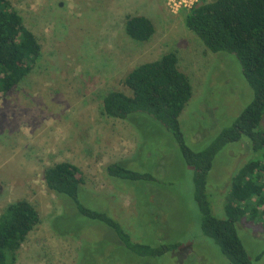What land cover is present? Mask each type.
Listing matches in <instances>:
<instances>
[{"label": "rangeland", "instance_id": "rangeland-1", "mask_svg": "<svg viewBox=\"0 0 264 264\" xmlns=\"http://www.w3.org/2000/svg\"><path fill=\"white\" fill-rule=\"evenodd\" d=\"M11 1L43 52L33 71L0 98V214L18 199L29 200L41 213L16 264H232L203 232L193 168L184 163L171 134L146 119L134 126L107 116L103 100L112 90L128 92L123 80L134 68L175 51L193 86L180 116L182 128L188 142L203 140V146L254 97L236 56L210 51L186 27V11H174L163 0ZM131 14L153 20L156 30L149 40L126 33ZM134 157L132 167L159 178L129 181L108 174L110 163ZM252 157L246 141L217 154L207 185L217 216L226 217L233 177ZM62 161L78 167L82 188L94 195L85 204L107 211L134 241L181 246L160 258H142L117 246V235L105 224L64 212L65 204L74 202L49 191L43 179L46 167ZM238 230L254 264H264V256L255 260L264 248L262 223L245 218Z\"/></svg>", "mask_w": 264, "mask_h": 264}, {"label": "trees", "instance_id": "trees-1", "mask_svg": "<svg viewBox=\"0 0 264 264\" xmlns=\"http://www.w3.org/2000/svg\"><path fill=\"white\" fill-rule=\"evenodd\" d=\"M184 11L186 27L210 51L234 54L239 60L243 75L254 90L249 104L230 126L205 145L200 146L203 140L192 145L186 138L180 116L193 96V86L190 77L178 66V54L170 51L130 71L123 80L128 92L109 91L103 100V111L107 116L128 120L134 126L146 119L171 134L184 163L193 168L194 198L202 215L204 234L216 242L232 264H254L239 235L238 224L249 218L261 222L264 230V129L261 127L264 118V0H204ZM125 30L131 38L147 41L156 29L149 17L131 14L126 16ZM42 55V44L12 1L0 0V98L33 71ZM239 141L250 144L254 157L234 175L224 205L226 217L222 218L213 212L207 189L208 175L217 154L228 144ZM147 157L146 154L145 159ZM134 159L110 163L108 174L129 181L150 182L159 178L152 171L132 167ZM43 179L49 191L65 195L74 202L70 207L65 204L64 212L70 210L84 220L105 224L117 235V246L139 257L160 258L181 246L180 242L134 241L107 211L85 204L89 203L86 197L93 194L82 188L84 179L78 167L69 161L46 167ZM40 222V211L27 199H18L3 208L0 264H16L19 249ZM53 226L57 229L54 222ZM263 256L264 248L256 254L255 260Z\"/></svg>", "mask_w": 264, "mask_h": 264}, {"label": "built area", "instance_id": "built-area-1", "mask_svg": "<svg viewBox=\"0 0 264 264\" xmlns=\"http://www.w3.org/2000/svg\"><path fill=\"white\" fill-rule=\"evenodd\" d=\"M168 8H172L174 11L189 10L197 3L204 0H163Z\"/></svg>", "mask_w": 264, "mask_h": 264}]
</instances>
